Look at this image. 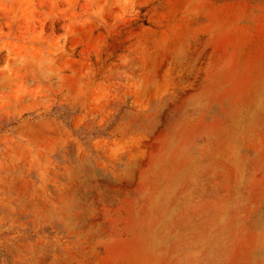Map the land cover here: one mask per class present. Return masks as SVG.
<instances>
[{"label":"rangeland","instance_id":"rangeland-1","mask_svg":"<svg viewBox=\"0 0 264 264\" xmlns=\"http://www.w3.org/2000/svg\"><path fill=\"white\" fill-rule=\"evenodd\" d=\"M0 264H264V0H0Z\"/></svg>","mask_w":264,"mask_h":264}]
</instances>
